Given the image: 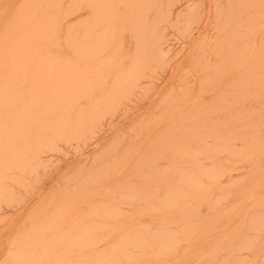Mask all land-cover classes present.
<instances>
[{
  "label": "rangeland",
  "instance_id": "rangeland-1",
  "mask_svg": "<svg viewBox=\"0 0 264 264\" xmlns=\"http://www.w3.org/2000/svg\"><path fill=\"white\" fill-rule=\"evenodd\" d=\"M0 264H264V0H0Z\"/></svg>",
  "mask_w": 264,
  "mask_h": 264
},
{
  "label": "bare ground",
  "instance_id": "bare-ground-1",
  "mask_svg": "<svg viewBox=\"0 0 264 264\" xmlns=\"http://www.w3.org/2000/svg\"><path fill=\"white\" fill-rule=\"evenodd\" d=\"M73 54H74V53H73ZM53 76H54V75H53ZM33 88H34V87H33ZM29 105H30L29 107H31V103H30ZM29 107H28V108H29ZM31 108H32V107H31ZM33 108H34V107H33ZM33 108H32V109H33ZM33 111H34V110H33ZM25 113H26V112H25ZM29 114L31 115V113H29ZM31 116H32V115H31ZM31 116H30V117H31ZM32 117H35V114H34V116H32ZM32 117H31V118H32ZM8 118H9V117H8ZM27 118H28V117H27ZM10 122H11V120H10ZM21 122H22V121H21ZM10 131H11V130H10ZM40 134H42V133H40ZM44 135H45V134H44ZM6 154H7V153H6ZM13 161H14V160H13ZM16 163H17V162H16Z\"/></svg>",
  "mask_w": 264,
  "mask_h": 264
}]
</instances>
